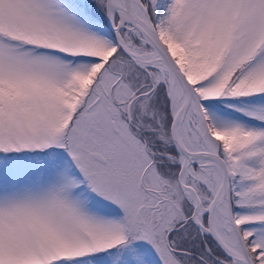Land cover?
Masks as SVG:
<instances>
[{
	"label": "snow or ice",
	"instance_id": "6c2138e0",
	"mask_svg": "<svg viewBox=\"0 0 264 264\" xmlns=\"http://www.w3.org/2000/svg\"><path fill=\"white\" fill-rule=\"evenodd\" d=\"M0 264H264V0H0Z\"/></svg>",
	"mask_w": 264,
	"mask_h": 264
}]
</instances>
